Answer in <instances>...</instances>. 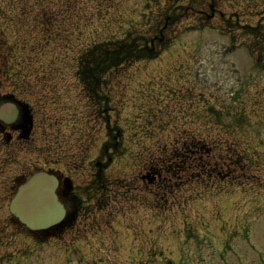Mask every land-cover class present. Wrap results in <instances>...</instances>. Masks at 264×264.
Listing matches in <instances>:
<instances>
[{"label":"rangeland","instance_id":"374dc122","mask_svg":"<svg viewBox=\"0 0 264 264\" xmlns=\"http://www.w3.org/2000/svg\"><path fill=\"white\" fill-rule=\"evenodd\" d=\"M187 1L0 0V90L18 88L38 111L29 141L6 145L0 134V264H239L246 254L250 260L243 264L264 259V0H212L223 15L237 16L235 28L219 15L205 20L208 3H191L198 9L170 24L163 41L173 37L153 59L109 74L110 127H120L121 139L113 140L114 130L102 124L98 130L102 121L80 97L74 75L84 46L132 31L150 38L157 21ZM250 24L256 29L244 27ZM222 43L235 48L239 82L230 91L208 82V58ZM196 66L202 67L198 82L190 72ZM213 107L219 116H243L244 127L230 130V116L222 127L211 126ZM83 120L89 129L81 145L73 130ZM208 125V138L220 135L223 149L235 144L215 177L203 167L214 162L207 149L213 143L201 144V152L198 141L178 139L180 130L207 136ZM101 143L112 146L95 178L98 200L90 193L96 209L89 218L81 216L69 232L44 244L24 226L12 227V177L30 164L74 166L81 169L78 177L64 170L84 188L90 178L82 176L97 173L91 164L98 162ZM252 160L263 164L252 166L258 180L241 169ZM150 168L149 183L141 178Z\"/></svg>","mask_w":264,"mask_h":264},{"label":"trees","instance_id":"16d2710c","mask_svg":"<svg viewBox=\"0 0 264 264\" xmlns=\"http://www.w3.org/2000/svg\"><path fill=\"white\" fill-rule=\"evenodd\" d=\"M199 1V0H192ZM185 6H181L173 13L165 15L159 23L158 32L169 28L173 21L178 20L185 11ZM148 39L126 33L122 38L104 39L103 41L93 42L84 48L80 54L81 79L87 86L104 82L105 77L119 65L129 63L137 58H143V51L147 48Z\"/></svg>","mask_w":264,"mask_h":264},{"label":"water","instance_id":"95a60500","mask_svg":"<svg viewBox=\"0 0 264 264\" xmlns=\"http://www.w3.org/2000/svg\"><path fill=\"white\" fill-rule=\"evenodd\" d=\"M56 183V179L44 173L33 176L18 189L10 211L32 231L57 224L63 219L64 210L56 199Z\"/></svg>","mask_w":264,"mask_h":264},{"label":"flooded vegetation","instance_id":"af4514ba","mask_svg":"<svg viewBox=\"0 0 264 264\" xmlns=\"http://www.w3.org/2000/svg\"><path fill=\"white\" fill-rule=\"evenodd\" d=\"M5 128H6L5 126L0 125V130L1 131H4ZM12 132H14V131H12ZM14 135L17 136V133L14 132ZM9 137H10V139L13 137V134L11 132L9 133ZM59 177H63V176L60 174ZM62 179H66V178H62ZM60 189H61L60 196H61V198L64 199V201H67V200L71 199V197L73 196V194H72L71 184H70V182H69L68 179L65 180L64 185L62 184L61 187H60Z\"/></svg>","mask_w":264,"mask_h":264},{"label":"bare ground","instance_id":"6f19581e","mask_svg":"<svg viewBox=\"0 0 264 264\" xmlns=\"http://www.w3.org/2000/svg\"><path fill=\"white\" fill-rule=\"evenodd\" d=\"M146 53H147V48L143 51V56L146 57ZM13 110V107H8L7 110ZM260 256V255H259ZM264 262H262L261 264H263Z\"/></svg>","mask_w":264,"mask_h":264}]
</instances>
